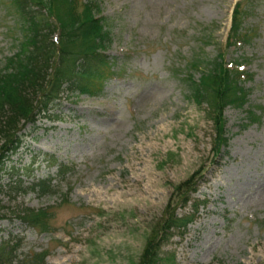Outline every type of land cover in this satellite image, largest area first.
Listing matches in <instances>:
<instances>
[{"label": "rangeland", "instance_id": "1", "mask_svg": "<svg viewBox=\"0 0 264 264\" xmlns=\"http://www.w3.org/2000/svg\"><path fill=\"white\" fill-rule=\"evenodd\" d=\"M96 2L119 73L93 94L65 89L51 118L21 126L0 179L8 264H29L42 251L40 264H131L187 179L195 183L192 200L176 212H192L195 198L204 202L165 247L176 263L264 264V0H251L243 18L249 41L227 49L232 9L246 0ZM20 23L14 0H0V66L16 51ZM54 30L43 28L45 43ZM218 46L226 60L246 57L250 75L243 107L222 111L229 139L217 153L210 108L190 94L187 72ZM228 167L238 170L227 180ZM41 178L51 179L52 191L32 187ZM38 209L49 213L47 229L26 219Z\"/></svg>", "mask_w": 264, "mask_h": 264}, {"label": "trees", "instance_id": "2", "mask_svg": "<svg viewBox=\"0 0 264 264\" xmlns=\"http://www.w3.org/2000/svg\"><path fill=\"white\" fill-rule=\"evenodd\" d=\"M14 2L21 22V38L16 39V51L0 66V179L6 167L7 151H16L24 123H35L39 115L51 118L50 110L60 102L65 89L69 94L75 91L93 94L95 89L102 88L106 78L119 73L113 68L117 61L106 52L111 39L110 25L105 16L97 15L99 4L96 0ZM250 6L251 0H246L245 7L235 5L232 9L225 49L249 41L250 29L244 26L243 18ZM43 28L49 32L58 29L60 33L45 43ZM225 49L218 46L213 57L195 58L193 65L196 66L187 72L190 94L210 108L217 153L227 146L229 139L222 111L225 107H243L247 95L244 78L250 75L244 69L246 57L236 55L226 60ZM194 70L199 73L197 78L193 77ZM245 112L250 121L254 119V114ZM192 183L187 179L175 186L177 203L168 205L161 220L149 229L138 259H131V264H177L175 252L165 247L175 234H184L200 203L204 202L195 198L192 212L181 215L176 212L179 204L185 205L192 200L191 193L195 190V183ZM36 185L41 193L52 191L50 178L40 179L32 187ZM48 216L46 210L38 209L26 219L33 226L47 229ZM31 256L29 264H40L45 251ZM3 259L7 264L12 261L9 253L5 254L0 247V262Z\"/></svg>", "mask_w": 264, "mask_h": 264}, {"label": "bare ground", "instance_id": "3", "mask_svg": "<svg viewBox=\"0 0 264 264\" xmlns=\"http://www.w3.org/2000/svg\"><path fill=\"white\" fill-rule=\"evenodd\" d=\"M238 147L235 148V150L237 149ZM236 170L238 169H234L233 167H228L225 169V172H224V175L222 176L223 179H226L227 180L229 179L230 176H233L236 174ZM236 176V175H235Z\"/></svg>", "mask_w": 264, "mask_h": 264}]
</instances>
